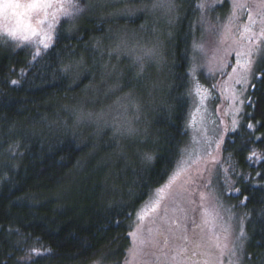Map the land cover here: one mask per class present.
Wrapping results in <instances>:
<instances>
[{
	"label": "trees",
	"instance_id": "obj_1",
	"mask_svg": "<svg viewBox=\"0 0 264 264\" xmlns=\"http://www.w3.org/2000/svg\"><path fill=\"white\" fill-rule=\"evenodd\" d=\"M95 1L101 2L87 0L82 12L78 5L75 21L58 22L38 59L30 48L0 46V264H120L135 212L167 181L186 142L188 71L202 0H178L168 39V93L146 114L150 133L135 152L108 130L74 131L70 108L83 104L70 103L76 96L81 101L92 82L87 65L108 44L111 29L139 30L146 20L91 18ZM110 9L102 7L98 16ZM216 12L223 15L224 6ZM105 58L107 73L112 58ZM68 64L71 72L62 73ZM119 71L127 74L119 92L128 94L129 69L123 64ZM253 83L220 155L233 181L231 205L245 219V260L264 264V159H250L253 151L264 157V79Z\"/></svg>",
	"mask_w": 264,
	"mask_h": 264
},
{
	"label": "rangeland",
	"instance_id": "obj_2",
	"mask_svg": "<svg viewBox=\"0 0 264 264\" xmlns=\"http://www.w3.org/2000/svg\"><path fill=\"white\" fill-rule=\"evenodd\" d=\"M131 1L133 0H105L103 5L96 1L91 4V18L111 22L143 16L146 20L142 23L144 27L139 30L124 27L110 30L108 44L98 49V58L94 64L87 65L86 73L92 79L90 86L85 88L81 101L79 98L76 100V96L70 103L83 106H71L70 113L75 115L74 131L79 132L88 127L94 131L90 134L94 135L108 130L122 139L124 144L132 145L135 152L139 143L150 133L146 114L154 111L162 94L165 96L168 93V39L175 25L178 0H174L176 9L171 17L159 10L145 11V6L150 7L152 0H137L139 6L134 8L129 5ZM86 2L87 0H54L56 7L49 9L47 18L32 15L31 24L36 29L35 35L31 30L20 29L17 17L11 11H0V46L30 48L41 53L45 50L42 43L45 33L53 40L58 22L62 19L75 21V16L80 13L78 5L81 6V12L85 11ZM262 2L264 0L200 2V14L196 23L199 33L191 49L188 71L189 109L185 125L187 139L167 181L155 189L135 212L132 231L128 235L129 248L120 264H231L234 259L232 251L241 257L240 264H247L246 239H237L241 229L245 232V219L231 205L230 197L235 194L230 188V182L233 186V181L223 165L220 148L226 134L233 131V127L236 128L239 123L244 98L250 87L236 83L239 68L235 73L233 68L237 67L236 50L242 51L253 39H259L261 14L264 13V9L260 7ZM237 3L243 7H235ZM60 6H63L68 15L60 14ZM223 6L225 12L218 15L216 10ZM102 7H111L110 13H106L105 17L98 16L100 13L97 10L100 11ZM53 14H56L55 19ZM250 14L256 23L252 25L251 32L242 35ZM233 16L235 19L232 20L231 33L221 43L224 25ZM41 19L43 23L39 22ZM169 19L173 21L171 24ZM9 31H15L21 39L11 40L7 35ZM24 36L28 39L23 40ZM118 37L127 41L129 50L113 51ZM201 47L203 52L197 50ZM229 47L233 51L224 56L223 49ZM148 49H154V54L146 55ZM104 56L112 58V63L109 62L112 69L107 73L104 71L107 65ZM136 57H141L143 72H140L141 61H137ZM123 64L129 69V81L132 84L128 94L119 92L121 83L125 84L127 77L126 73L119 71ZM77 70L81 71L77 68L75 72ZM97 75L100 79L96 78ZM86 98L90 106L83 102ZM133 103L138 105V110L132 107ZM89 113L92 114L91 117L88 116ZM233 121H236L235 126ZM129 122L135 130L132 134L124 133L123 128L116 131L118 126L128 125ZM201 193L207 194L206 200L200 199ZM202 209H207L210 214L205 216ZM205 219L209 221L208 224L204 223ZM188 223V231H185ZM217 238L219 249L205 246V241ZM241 241L244 243L243 250L239 248ZM197 243L201 247H197ZM133 253L136 254L135 258Z\"/></svg>",
	"mask_w": 264,
	"mask_h": 264
},
{
	"label": "snow or ice",
	"instance_id": "obj_3",
	"mask_svg": "<svg viewBox=\"0 0 264 264\" xmlns=\"http://www.w3.org/2000/svg\"><path fill=\"white\" fill-rule=\"evenodd\" d=\"M105 0H101V5H103ZM56 7L54 4V0H27V2H21V0H0V11L3 12H9L11 11L12 15L17 17V25L20 29H26V30H31L32 34H36V29L32 27L31 24V17L32 15H35L36 17H43L47 18L49 9ZM203 7V5H201ZM235 7L237 8H242V4H235ZM260 7L264 9V2L261 3ZM176 9V5L174 0H152L150 7L145 6V11H150V12H156L157 10L161 11L164 15H167L169 17L172 16ZM23 10V11H21ZM60 14L62 15H68L66 11H64L63 6H60L59 9ZM28 17L26 20L25 17ZM53 18H56V14H53ZM235 19V16H233L228 24L224 25V32L222 36L221 43H223V38H226L228 35L231 33V24L232 20ZM40 23H43V19L39 21ZM173 21L172 19H169V23L171 24ZM256 21L253 19L252 15L250 14L248 17V23L244 25L243 28V33L247 34L252 31V25L255 24ZM261 27L259 29V39H253L252 43L244 48L242 51L241 50H236V65L237 67L233 68V72H237V68H239V73H238V79L236 80V83H243L245 86H251L255 87V84H249L250 79L255 81V80H261L264 79V68L261 67L262 64H264V13L261 14ZM143 28L144 26L141 25ZM49 29H51V25H49ZM8 37L15 41L18 39H21L20 36L17 35L15 31H9L7 33ZM28 37L24 36L23 40H27ZM52 40V37L45 33L44 40L42 41L43 43V48L48 49L49 48V42ZM58 43V40H57ZM194 47H196L194 45ZM128 45L127 41L122 38L118 37L116 41V46L113 49V51L120 52V51H127ZM197 50L203 52V48H198ZM233 49L231 47L227 49H223V54L224 56H227ZM154 54V49H148L146 51V55H152ZM37 59L40 56V53L35 54ZM243 58V59H241ZM137 61H141V57H136ZM72 70V65H64L61 67L60 71L64 74H68ZM144 71L143 63L141 61L140 63V72ZM140 73L138 72L137 75ZM13 84H16L17 81H12ZM215 87V86H213ZM132 107L138 110V105L132 104ZM239 111V109H237ZM89 117L92 116L91 113L88 114ZM101 117H97V119H100ZM105 123H108L105 121ZM236 121H233V125L235 126ZM248 129H253L255 125L253 124H248L247 125ZM121 128H123V132L127 134H132L135 130L130 126V122L128 125H122L118 126L116 128V131H121ZM237 129L233 127V132H235ZM261 139L260 137H257V140ZM251 158H256V159H264V157L259 156L255 151L251 153L250 159ZM143 160L147 162H151L153 160V156L149 155L147 153L144 154ZM239 191V189H237ZM200 199L206 200L207 199V194L206 193H201L200 194ZM203 213L205 216H208L210 213L208 212L207 209H202ZM205 224H208L209 221L207 219L204 220ZM240 237H244L247 239V235L244 232L243 229L240 231L239 237L237 239L239 240ZM197 247H201V244L197 243ZM205 246L209 248H220V244L217 240H208L205 241ZM239 248L243 250L244 248V243L243 241L240 242ZM135 253H133V258H135ZM231 255L234 257V259L231 261V264H240V259L241 257L235 252L232 251Z\"/></svg>",
	"mask_w": 264,
	"mask_h": 264
}]
</instances>
